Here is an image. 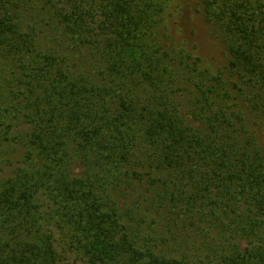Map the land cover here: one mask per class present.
<instances>
[{
	"label": "trees",
	"instance_id": "1",
	"mask_svg": "<svg viewBox=\"0 0 264 264\" xmlns=\"http://www.w3.org/2000/svg\"><path fill=\"white\" fill-rule=\"evenodd\" d=\"M175 1L43 0L88 69L20 21L21 0H0V56L27 62L23 145L40 160L1 186L4 219L45 187L71 202L62 222L89 264H264V141L242 109L264 129V3L207 0L226 76L178 38ZM8 246L0 264L55 262L52 243Z\"/></svg>",
	"mask_w": 264,
	"mask_h": 264
},
{
	"label": "rangeland",
	"instance_id": "2",
	"mask_svg": "<svg viewBox=\"0 0 264 264\" xmlns=\"http://www.w3.org/2000/svg\"><path fill=\"white\" fill-rule=\"evenodd\" d=\"M258 1L264 3V0ZM17 3L20 21L27 27L37 28L40 39L45 44L59 47L65 52L69 51L74 56L72 60L78 66L92 68L90 49L78 48L62 30L51 27L50 23L45 24L50 18V11L43 0H21ZM175 3L177 11L175 23L173 24L171 20L169 22L173 24L174 29L178 28V38L194 45L192 47H195L197 54L216 74L222 72L223 75L225 73L228 76L226 65L229 54L224 30L220 24L209 20L207 0H176ZM259 24L260 28L264 27V22ZM12 57L11 55L0 56V192L2 185L11 187L10 182L22 173L33 174L40 163L36 152H29L23 145L30 139L29 136L34 127L29 111L21 106L24 105L21 100L24 84H20V81H28L27 62ZM231 79L235 80V77ZM242 109L249 119L248 125L252 123L250 131L254 133L256 139L264 141V129L253 124L256 118L254 107L244 104ZM28 153H31L29 158L26 157ZM76 165L82 167L80 163ZM14 196H19V193ZM23 196L22 200L28 204L30 212L21 213L18 202L13 213L7 215L8 220L4 219L7 210L2 209V203H0V221L3 227L0 230L1 242L9 243V249L16 248L21 243L49 242L52 243L54 250V264H89L82 245L84 237L64 228L62 222V208H70L71 202L55 198L51 190L45 187L26 189ZM17 242H19L18 245H16ZM42 262V264H48L44 259Z\"/></svg>",
	"mask_w": 264,
	"mask_h": 264
}]
</instances>
